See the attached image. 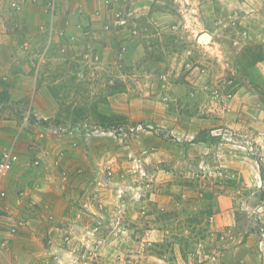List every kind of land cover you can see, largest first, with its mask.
Segmentation results:
<instances>
[{
    "label": "rangeland",
    "instance_id": "obj_1",
    "mask_svg": "<svg viewBox=\"0 0 264 264\" xmlns=\"http://www.w3.org/2000/svg\"><path fill=\"white\" fill-rule=\"evenodd\" d=\"M50 137L101 198L61 261L13 225L0 264H264V0H0V153Z\"/></svg>",
    "mask_w": 264,
    "mask_h": 264
},
{
    "label": "crops",
    "instance_id": "obj_2",
    "mask_svg": "<svg viewBox=\"0 0 264 264\" xmlns=\"http://www.w3.org/2000/svg\"><path fill=\"white\" fill-rule=\"evenodd\" d=\"M27 18L30 20L29 15H27ZM51 143H54L52 137L46 143V148L38 149L37 147L34 150H30L32 153H35V151L41 153L40 162H43L44 166H40L37 169L33 168L34 166L32 167L31 165V160L34 158L33 155L30 158L29 153L19 154L18 160L20 161L17 165H14L13 170L7 175V180L5 177L0 178V189L2 187L5 188L3 191L1 190L2 192L0 191V194L4 192L6 195L5 190L9 194L8 198L4 199L3 197L2 203L0 201L3 207L2 211L6 216V220H1L0 222V225L2 224L0 230L11 234L10 229H4V227L15 225V230L20 231L15 233L17 237L14 236L15 242L13 243V248H18L16 252L18 250L19 258L31 250L30 247L34 241L36 244H40L38 247L40 255L43 254L41 256L42 259L47 256L48 250L50 257L53 256L54 259L57 258L61 261L55 251L59 246L63 248L64 239L68 241L70 237V235L67 236V226L71 228L69 223L77 225L79 224V217L89 215L90 212L94 213V207H96L97 202L101 198L100 194L96 192L98 187L97 180L89 178L91 172L83 179L84 173L78 174V171L74 173L75 169H77L75 165L68 167L67 170L64 169L65 171L61 170V162L66 158L65 154L60 155V157L57 156L55 164L53 163L52 166L49 164V156H51L49 145ZM64 147L68 149L67 156L72 157L71 161L78 162V160L82 159L89 163L87 160L91 156L90 154L87 155V142L75 140ZM78 178H82L81 181ZM22 190L27 193L26 197L21 196ZM97 211L101 212L98 209ZM40 215L43 216L41 224L35 225L36 216ZM31 224L35 225L37 234V227H41L43 231L41 234L44 236H41L39 241L35 240L38 239L37 237L33 236L32 239L31 235L28 236L26 234V232H33L29 228ZM46 235H49L47 241L45 239V237L47 238ZM42 237H44V240L41 242ZM71 240L69 238L66 243L70 244ZM66 250L70 252L69 247ZM33 259L37 262L35 258Z\"/></svg>",
    "mask_w": 264,
    "mask_h": 264
},
{
    "label": "built area",
    "instance_id": "obj_3",
    "mask_svg": "<svg viewBox=\"0 0 264 264\" xmlns=\"http://www.w3.org/2000/svg\"><path fill=\"white\" fill-rule=\"evenodd\" d=\"M30 114L25 115V120L29 121ZM49 129H54L58 133H72L76 126L60 124L57 126H47ZM18 157L11 150H3L0 153V178L7 177L13 170L14 164Z\"/></svg>",
    "mask_w": 264,
    "mask_h": 264
},
{
    "label": "trees",
    "instance_id": "obj_4",
    "mask_svg": "<svg viewBox=\"0 0 264 264\" xmlns=\"http://www.w3.org/2000/svg\"><path fill=\"white\" fill-rule=\"evenodd\" d=\"M46 120H42V122L44 123ZM46 124L48 123V122H45ZM46 124H44L45 126H46Z\"/></svg>",
    "mask_w": 264,
    "mask_h": 264
}]
</instances>
